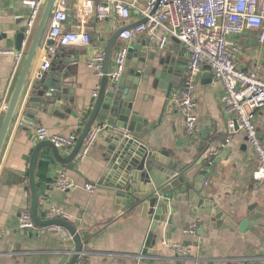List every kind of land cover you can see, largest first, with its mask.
<instances>
[{"label":"crops","instance_id":"1","mask_svg":"<svg viewBox=\"0 0 264 264\" xmlns=\"http://www.w3.org/2000/svg\"><path fill=\"white\" fill-rule=\"evenodd\" d=\"M29 16L30 10L22 0H0V49L17 51V36L25 29ZM138 21L133 15L128 24ZM124 26L122 22L99 25L95 18L82 24L76 18L74 2H71L70 20L65 29L86 30L93 41L89 46L63 49L56 62L60 63V54L66 53L77 62L70 70L60 71L57 67L54 75L61 76V80L51 78L49 81L67 88L73 94L69 96L73 105L62 101L57 109L46 104L44 112H39L34 121L25 122V103L33 92L34 72L40 58L37 51L0 152V264H67L72 258L70 252L75 250V244L64 239V231L54 232L38 226L37 230L25 231L17 226L19 215L31 209L29 168L33 152L40 143L36 137L37 129L42 126L50 134L58 135H70L81 127L83 130L97 100L94 91L102 87V79L87 67V61L97 50L106 52L115 33ZM47 30L48 24L45 33ZM256 35V32L249 31L231 39L238 40L243 48L238 56L241 68L249 70L262 64L264 76V46L258 43ZM121 45L118 39L110 59L109 72L114 67V58ZM154 48L159 51L156 44ZM162 52L164 56L171 53L175 57L184 54L186 59L189 56L186 48L176 40L169 42ZM25 58L17 64L14 57L0 56V104L10 103ZM187 66L188 63L185 64L181 83L173 87L171 94L181 88ZM65 74L69 76L64 79ZM223 95V86L214 81L211 69L205 66L196 91V114L199 119L196 137L187 134L185 119L174 108L170 96L159 88H152L151 84H140L133 111L148 121V132L142 137V142L152 151L168 152L184 169L192 168L188 175L190 180L193 181L204 166L223 156L222 162L212 170L215 174L206 178L201 191L235 226L224 224V221L207 214H195L189 201L192 187L181 184L166 195L174 214L166 216L165 222L155 232L156 245L149 246L151 221L142 216L140 208L122 212L114 195L107 190L97 187L95 191H90L85 188L99 184L110 146V129L117 121L104 110L97 124L105 126L106 131L88 157L75 161L80 175L66 170L50 148L40 150L35 169L38 217L46 221L52 207L61 209L69 216L68 222L73 224L77 233L88 235L83 241L81 254L84 264H171V253L159 247L164 235L173 243L192 245V255L187 264H264V183L256 185L252 179L257 160L245 134L231 135L228 132L229 114L221 102ZM255 121L264 141V108L256 112ZM208 129V138L203 141L206 133L201 131ZM59 151L66 157L72 150ZM63 171L78 189L61 191L55 187ZM194 220L200 222V227L197 235L191 237L186 234V229ZM245 220L254 224L240 230L239 226ZM145 250H152V254L144 253Z\"/></svg>","mask_w":264,"mask_h":264},{"label":"built area","instance_id":"2","mask_svg":"<svg viewBox=\"0 0 264 264\" xmlns=\"http://www.w3.org/2000/svg\"><path fill=\"white\" fill-rule=\"evenodd\" d=\"M47 1L22 0L30 10L22 50L0 49V56H11L17 64L22 63ZM71 2H74L76 18L82 24L95 18L99 25L122 22L127 27L130 26L128 23L133 15L143 21L134 28L125 29L120 35L122 45L115 55L113 69L107 74L112 83H116L124 71L129 54V47L125 43L127 41L148 39L157 45L159 51H164L169 42L176 40L186 48L189 56L185 80L170 98L174 108L184 117L186 132L190 137H196L199 132L196 91L203 68L208 66L214 81L224 89L221 102L229 114L228 132L231 135L239 132L245 134L246 142L257 160L252 179L256 185L264 183V141L255 121L256 112L264 108L263 65L257 64L249 70L241 68L238 56L243 48L238 40L231 39L253 31L257 34L258 43L264 46V0H55L48 30L37 50L40 58L34 72L35 82L40 81L51 69L63 49L92 44V35L86 30L65 29L70 20ZM105 61L106 52L97 50L87 61V67L102 79L105 76ZM99 89L97 87L94 91L95 98ZM7 106L0 104V124ZM81 131L82 127L70 135H58L50 134L41 126L37 129L36 137L39 142L48 141L59 150L68 151L75 147ZM105 131V126L97 122L92 126L76 161H83L88 157ZM55 187L61 191L78 189L66 171L60 174ZM85 188L95 191L97 186L87 185ZM47 216L48 220L69 221V216L55 207L48 211ZM17 226L25 231L38 229L30 211L19 215ZM199 227L200 222L194 220L187 227L186 234L196 236ZM44 229L64 231V239L73 242L74 236L63 227L50 226ZM163 237L159 247L171 253V264H187L192 255V245L173 243L167 236ZM70 254L73 256L74 251ZM76 264H84L81 255Z\"/></svg>","mask_w":264,"mask_h":264},{"label":"water","instance_id":"3","mask_svg":"<svg viewBox=\"0 0 264 264\" xmlns=\"http://www.w3.org/2000/svg\"><path fill=\"white\" fill-rule=\"evenodd\" d=\"M54 3L55 0L47 1L26 53L22 72L0 126V152L19 105L27 78L30 75ZM141 22L143 21L123 27L113 36L106 51L105 76L102 78V87L71 153L63 157L58 148L52 143L44 141L36 146L31 157L29 185L32 194L30 209L32 220L36 226L41 228L63 227L74 236V255L67 264L77 263L83 251V241L88 235L77 233L71 222L62 220L44 221L38 217L39 195L35 181L36 163L40 150L48 147L52 150L55 159L62 163L66 170L80 175L81 173L76 170V157L84 139L97 122L102 110L111 117L116 118L117 121L110 129L108 139L110 146L105 157L106 165L97 187L114 195L115 201L122 212L141 209L142 216L151 221V231L148 236L149 246L156 245L155 232L165 222L166 216L174 214V208L169 205L166 195L181 184L192 187V190H189V201L194 206L195 214H207L216 220L224 221V224L235 226L214 202L206 199V194L201 191L206 183V178L215 174V171L212 170L222 162L223 156L216 158L209 166L200 169L198 175L192 181L188 176L192 168L184 169L168 152L152 151L142 142V137L148 132V121L142 119L137 112L133 111V104L139 86L142 82L146 85L151 84L152 88H159L170 96L173 87L181 83L185 64L188 63V59L185 58L184 54H180L178 57H175L172 53L164 56L162 51L155 50L154 43L150 40L132 39L125 42L129 47V54L124 71L116 83H110L107 76L110 59L121 33L125 29L136 27ZM25 39V29H22L16 39L17 51L22 50ZM60 55L61 62L58 63L55 60L51 69L44 74L43 78L35 82L33 92L25 103V122L34 121L39 112H44L46 104H50V107L53 106L57 109L61 107L62 101L73 105V100L69 97L70 94H73L67 88H62V84L49 81L51 78L57 81L61 80V76L54 75L57 67L60 71L70 70L71 66L77 62L71 54ZM68 76V74H65L64 79ZM54 90H56L55 94ZM49 112H51L50 109ZM201 132L206 133L202 137V140L205 141L208 138L209 129ZM4 175L6 176L7 173ZM250 224L254 223L245 220L239 226L240 230H244ZM147 252L152 254V250L144 251V253Z\"/></svg>","mask_w":264,"mask_h":264}]
</instances>
